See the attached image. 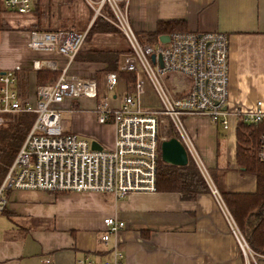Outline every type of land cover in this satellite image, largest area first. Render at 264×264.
Wrapping results in <instances>:
<instances>
[{
    "label": "crops",
    "instance_id": "obj_1",
    "mask_svg": "<svg viewBox=\"0 0 264 264\" xmlns=\"http://www.w3.org/2000/svg\"><path fill=\"white\" fill-rule=\"evenodd\" d=\"M48 1L35 0L30 13L22 18V14L0 11L5 26L0 30V73L19 68L13 88L28 102L35 98L36 72L58 75V68L66 64L65 58L53 52L29 50V31L69 30L85 21L90 24L94 18L90 14L94 0H65L67 6L62 9L47 8ZM120 3L124 5L123 0ZM125 8L135 35L153 31L159 21L172 20L183 21L186 30L226 34L227 107L252 111L260 102L264 110V0H126ZM99 51L120 52L118 63L126 52L116 35L107 31L84 41L67 62V71L92 80L97 95L64 99L59 107L62 114H69V120L62 118L66 131L109 148L114 127L98 124L94 113L106 97L107 65L104 60L88 58ZM42 61L55 62L57 69L47 68ZM98 82H102L100 89ZM117 82L115 92L110 93L114 106L121 94L129 92L118 74ZM142 105L153 108L158 102L150 105L142 100ZM183 125L208 177L205 180L199 171L205 192L192 199L167 191L133 192L117 199L96 192L7 190L6 205L0 212L5 220L0 227V264H43L44 260L97 264L110 258L113 245L121 255L120 264H246L210 190L215 189L222 201L221 191L250 193L255 189L254 176L243 171L236 160V131H225L205 116H184ZM106 216L124 222V227L109 235L104 244L101 221Z\"/></svg>",
    "mask_w": 264,
    "mask_h": 264
},
{
    "label": "built area",
    "instance_id": "obj_2",
    "mask_svg": "<svg viewBox=\"0 0 264 264\" xmlns=\"http://www.w3.org/2000/svg\"><path fill=\"white\" fill-rule=\"evenodd\" d=\"M35 0H0V8L15 14H28ZM122 0H96V14L107 4L113 15L112 23L123 35L128 51L121 58L119 69L133 74L132 89L110 104V93L117 86V75L108 72L104 78L105 98L95 109L98 124L114 127L112 146L91 147L87 138L66 131L59 107L64 99L95 98L92 80L71 75L67 62L81 49L88 28L79 30H31L27 48L31 51L53 52L66 60L58 68L54 82L37 85L34 101L20 99L13 88L19 68L0 73V126L7 116L33 114V121L0 183V212L6 205L5 191L39 190L46 192H96L122 198L133 192H154L159 143V127L165 118L172 126L174 137L184 148L187 159L198 167L205 180L207 174L184 125V116H205L223 130L235 131L238 122L264 123L260 102L252 111L227 107L228 39L221 32L185 30L172 32L165 42L141 43L126 19ZM95 9L94 7H92ZM153 55V60L150 56ZM45 63V64H44ZM47 68L57 69L56 63L42 61ZM39 67L38 62H34ZM147 82L158 102L157 107L141 103ZM173 82V83H171ZM171 83V85H170ZM255 159L264 163V131L257 137ZM218 206L228 223L239 250L245 256L249 249L232 217L215 189ZM104 228L100 240L105 244L109 235L124 227V222L112 216L102 218ZM116 246L110 258L97 264H120ZM43 264H50L44 260Z\"/></svg>",
    "mask_w": 264,
    "mask_h": 264
},
{
    "label": "trees",
    "instance_id": "obj_3",
    "mask_svg": "<svg viewBox=\"0 0 264 264\" xmlns=\"http://www.w3.org/2000/svg\"><path fill=\"white\" fill-rule=\"evenodd\" d=\"M93 22H91L87 33L89 31L92 32ZM99 22L104 25L107 24L103 20ZM4 28L5 26L1 23L0 19V30ZM185 30L183 21H159L153 31L142 34L141 36L136 35V37L137 39L141 38L143 40L142 42L139 41L141 43L155 44L159 41L161 35H168L172 32ZM99 32L105 31L100 30ZM119 54L121 53L118 51H99L89 55L88 58L104 60L107 65L105 71L116 72V75L118 74L120 77H123L128 83L130 82L128 84L130 85V91L134 76L130 72L119 69ZM54 73L37 71L35 74L37 84L42 85L41 83L49 84L54 82L57 77V74L54 76ZM46 80L48 82L44 83L43 81ZM33 117L31 113H18L14 117L7 116L4 125L0 126V183L27 134ZM235 131L236 160L243 171L254 176L255 189L250 193H227L221 191L219 194L235 225L244 234L249 248L254 252L264 254V163H259L255 159L257 137L259 133L264 131V123L254 125L238 122ZM170 137L172 135L165 136V138ZM206 190V184L198 168L191 160H188L185 166L169 165L160 160L158 153L154 191L176 192L184 199H192L197 193L205 192Z\"/></svg>",
    "mask_w": 264,
    "mask_h": 264
},
{
    "label": "rangeland",
    "instance_id": "obj_4",
    "mask_svg": "<svg viewBox=\"0 0 264 264\" xmlns=\"http://www.w3.org/2000/svg\"><path fill=\"white\" fill-rule=\"evenodd\" d=\"M48 2H49V4H48L47 8L48 7L49 8L53 7V8H57V9H62L63 7L67 6L64 3L65 0H49ZM94 2H96V0H94ZM119 4H121V3H119ZM92 5L95 8V9H91V10H93V12L90 11V14L92 13V16L94 17L92 19V21H91V22H93V20H94L93 25H92L93 30L91 29L92 32L89 31L90 33L89 32L87 33L84 41H88L91 38L92 35H94L96 33H101L99 31L100 30H104V31H107L110 34L116 35V40L119 41V44H121L122 47H124V50L126 51V48L128 49V47L126 45L127 43H125L124 39L122 38L123 35L122 36L119 35L120 32L117 30L115 25L112 23L113 15H112L111 10L108 7V5L107 4L102 5L100 7V9H99L97 14L94 11V10H96V7H97L96 4L95 5L92 4ZM13 15H11V16H13ZM15 16H16V14H15ZM20 16L22 18V16L25 17V16H27V14H22ZM17 19H19V17ZM13 20H16V17H13ZM100 20H103L107 24L104 25V24L100 23L99 22ZM90 24H87V22L85 21V22H82L81 24H79L78 26L73 27V29L79 30V29L84 28V27H86L87 25H90ZM66 28H69V27H66ZM138 40L141 41V42L143 41L141 38H139ZM55 74H57V73L55 72L54 76H55ZM121 78H123V77H121ZM123 81L127 85L128 90H129V86L130 85H128V84L130 82L129 83L126 82V79H124V78H123ZM43 82H48V80L43 81ZM171 83H173V82H171ZM171 83H170V85H171ZM41 84H43V83H41ZM98 84H99L98 87L100 89V87L102 85V82H98ZM144 91H145V93L141 96V103H142V100H143L145 102H148L150 105L151 104L157 105V100H156L155 94H154L151 86L147 82H145ZM113 92H115V90L112 91L111 94ZM74 106H76V105H74ZM14 116H11V117H14ZM62 118L63 119L66 118L67 120H69V114L68 113H63L62 114ZM172 131H173V129H172V126L169 124V121L164 118L162 120V123H161L160 127H159V131H158L159 136L165 137L167 135H172ZM165 139H167V138H165ZM188 160H191L190 157L188 158ZM4 222H5L4 217L0 214V227L4 224ZM237 228H238V226H237ZM238 230H239L241 236L245 240L244 234H242V232H241V230L239 228H238ZM245 242H246V240H245ZM248 249H249V254H248V251H246L245 256L243 255L244 257H246V264H264V254H261V252L257 253V252L252 251L249 248V246H248ZM260 260H262V261H260Z\"/></svg>",
    "mask_w": 264,
    "mask_h": 264
},
{
    "label": "water",
    "instance_id": "obj_5",
    "mask_svg": "<svg viewBox=\"0 0 264 264\" xmlns=\"http://www.w3.org/2000/svg\"><path fill=\"white\" fill-rule=\"evenodd\" d=\"M159 40L161 42H165L167 40V36L161 35L159 37ZM150 59L153 60V55L150 56ZM91 147L95 149L100 148V146L96 142H91ZM159 157L163 163L169 165L185 166L188 163L184 148L174 137H170L160 141Z\"/></svg>",
    "mask_w": 264,
    "mask_h": 264
}]
</instances>
